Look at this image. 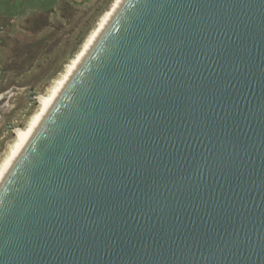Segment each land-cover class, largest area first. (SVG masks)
Returning <instances> with one entry per match:
<instances>
[{"label":"water","instance_id":"water-1","mask_svg":"<svg viewBox=\"0 0 264 264\" xmlns=\"http://www.w3.org/2000/svg\"><path fill=\"white\" fill-rule=\"evenodd\" d=\"M0 264H264V0H123L0 180Z\"/></svg>","mask_w":264,"mask_h":264},{"label":"rangeland","instance_id":"rangeland-1","mask_svg":"<svg viewBox=\"0 0 264 264\" xmlns=\"http://www.w3.org/2000/svg\"><path fill=\"white\" fill-rule=\"evenodd\" d=\"M113 1L0 0V164L15 130L26 126Z\"/></svg>","mask_w":264,"mask_h":264},{"label":"bare ground","instance_id":"bare-ground-1","mask_svg":"<svg viewBox=\"0 0 264 264\" xmlns=\"http://www.w3.org/2000/svg\"><path fill=\"white\" fill-rule=\"evenodd\" d=\"M123 0H114L110 7L101 15L98 22L95 23L94 28L88 33L84 41L81 43V46L78 52L69 60L67 65L64 68V71L59 74V77L52 81V85L48 92L43 94V97H39V104L37 105V110L32 113L25 127L18 128L15 130L14 142L11 144L8 154L5 156L0 164V180L33 132L36 128L42 117L45 115L49 107L52 105L54 100L57 98L61 90L64 88L94 41L97 39L103 28L106 26L112 15L115 13L119 5ZM17 128V127H16ZM12 138V137H11ZM10 142V141H9ZM6 148V147H5ZM6 152V151H5ZM4 152V153H5ZM4 157V156H3Z\"/></svg>","mask_w":264,"mask_h":264}]
</instances>
